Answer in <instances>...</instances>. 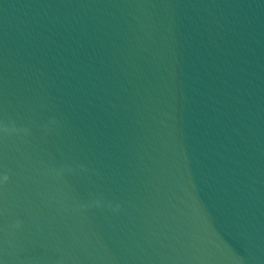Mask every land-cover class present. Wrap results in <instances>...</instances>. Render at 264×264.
Here are the masks:
<instances>
[{
    "label": "water",
    "instance_id": "water-1",
    "mask_svg": "<svg viewBox=\"0 0 264 264\" xmlns=\"http://www.w3.org/2000/svg\"><path fill=\"white\" fill-rule=\"evenodd\" d=\"M0 264H264V0H0Z\"/></svg>",
    "mask_w": 264,
    "mask_h": 264
},
{
    "label": "clouds",
    "instance_id": "clouds-1",
    "mask_svg": "<svg viewBox=\"0 0 264 264\" xmlns=\"http://www.w3.org/2000/svg\"><path fill=\"white\" fill-rule=\"evenodd\" d=\"M7 179H8V177H7V176H5V177H4V180H5V181H7Z\"/></svg>",
    "mask_w": 264,
    "mask_h": 264
}]
</instances>
